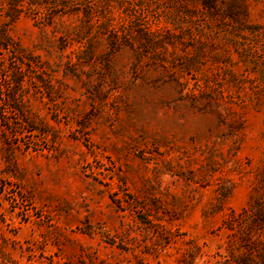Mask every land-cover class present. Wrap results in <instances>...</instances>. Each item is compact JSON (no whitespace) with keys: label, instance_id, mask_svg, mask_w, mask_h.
I'll list each match as a JSON object with an SVG mask.
<instances>
[{"label":"rangeland","instance_id":"1","mask_svg":"<svg viewBox=\"0 0 264 264\" xmlns=\"http://www.w3.org/2000/svg\"><path fill=\"white\" fill-rule=\"evenodd\" d=\"M264 195V0H0V264H218Z\"/></svg>","mask_w":264,"mask_h":264},{"label":"trees","instance_id":"2","mask_svg":"<svg viewBox=\"0 0 264 264\" xmlns=\"http://www.w3.org/2000/svg\"><path fill=\"white\" fill-rule=\"evenodd\" d=\"M218 264H264V195L224 220Z\"/></svg>","mask_w":264,"mask_h":264}]
</instances>
